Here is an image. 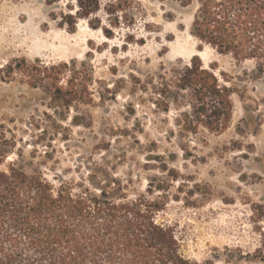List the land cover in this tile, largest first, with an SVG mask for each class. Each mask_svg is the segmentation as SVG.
Segmentation results:
<instances>
[{
  "label": "rangeland",
  "instance_id": "374dc122",
  "mask_svg": "<svg viewBox=\"0 0 264 264\" xmlns=\"http://www.w3.org/2000/svg\"><path fill=\"white\" fill-rule=\"evenodd\" d=\"M108 1L90 18L96 29L80 19L71 33L58 24L77 0H0V169L76 182L96 172L129 199L161 198L160 221L186 258L224 264L253 252L264 229V72L191 35L194 0H135L133 13L128 0L116 12ZM195 56L233 91L221 133L194 122L192 93L177 86L174 71ZM22 60L73 62L86 89L64 107L21 74Z\"/></svg>",
  "mask_w": 264,
  "mask_h": 264
},
{
  "label": "trees",
  "instance_id": "16d2710c",
  "mask_svg": "<svg viewBox=\"0 0 264 264\" xmlns=\"http://www.w3.org/2000/svg\"><path fill=\"white\" fill-rule=\"evenodd\" d=\"M194 1L198 8L191 35L220 55L254 61L256 70L264 72V0ZM58 2L46 0L48 5ZM125 3L124 12L133 13L135 0ZM76 6L74 15L73 7H66L58 26L73 33L77 22L86 19L96 29L90 18L99 11L101 0H77ZM107 6L115 12L122 9L118 0ZM104 33L110 35L108 30ZM21 63V74L34 86L49 88L52 100L64 107H71L86 89L73 62L39 68ZM174 73L178 88L192 93L194 122L223 132L232 115L231 87L220 84L196 56ZM3 162L0 159V166ZM95 179L96 172L76 182L59 176L49 181L13 164L0 169V264H214L182 254L175 228L160 221L165 208L161 198L147 190L146 195L129 199L125 186L116 180L101 186ZM260 238L253 252L236 250L235 260L224 264H264V229Z\"/></svg>",
  "mask_w": 264,
  "mask_h": 264
}]
</instances>
